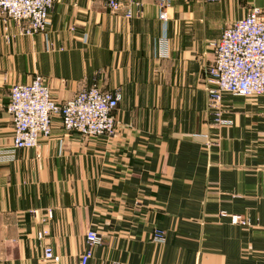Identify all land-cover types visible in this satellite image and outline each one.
Listing matches in <instances>:
<instances>
[{"label":"crops","instance_id":"obj_1","mask_svg":"<svg viewBox=\"0 0 264 264\" xmlns=\"http://www.w3.org/2000/svg\"><path fill=\"white\" fill-rule=\"evenodd\" d=\"M123 2L55 0L46 35L0 18V264H80L89 230L101 238L89 264H264V97L224 94L233 124L217 126L206 92L211 44L264 0ZM36 76L59 103L96 81L119 90L115 134L55 118L37 149L10 153V88Z\"/></svg>","mask_w":264,"mask_h":264},{"label":"built area","instance_id":"obj_2","mask_svg":"<svg viewBox=\"0 0 264 264\" xmlns=\"http://www.w3.org/2000/svg\"><path fill=\"white\" fill-rule=\"evenodd\" d=\"M111 12H119L124 0H101ZM212 1V0H209ZM55 0H0V18L5 27L8 23L23 26L25 35H46L51 27L50 13ZM167 4H160L159 19L167 28ZM127 17L132 13L127 10ZM213 64L207 72L206 91L209 98L211 120L217 126L233 123L223 114V96L235 98L264 97V10L252 7L245 16L235 20L211 44ZM122 101L119 90H102L95 82L81 90L73 98L58 104L43 78L36 76L29 84H15L10 88L7 113L10 115L14 135L10 153L37 149L42 138L52 134L53 121L60 118L64 130L86 138L113 136L117 129L115 111ZM227 214L224 213L223 217ZM51 218V215H49ZM231 217L235 225H248L240 216ZM153 240L164 243L165 234L156 231ZM87 249L80 257V264H89L94 250L101 244L97 232L86 234ZM43 258L54 261V251L43 247Z\"/></svg>","mask_w":264,"mask_h":264},{"label":"rangeland","instance_id":"obj_3","mask_svg":"<svg viewBox=\"0 0 264 264\" xmlns=\"http://www.w3.org/2000/svg\"><path fill=\"white\" fill-rule=\"evenodd\" d=\"M51 14V13H50ZM51 20V19H50ZM213 64V63H212ZM211 64V65H212ZM210 65V66H211ZM210 66L208 67V69L210 68ZM207 72H208V70H207ZM207 78V77H206ZM44 80V79H43ZM45 82V81H44ZM96 82H98V81H96ZM99 85V84H98ZM100 86V85H99ZM49 89H50V87H49ZM102 90H105V89H103L102 88ZM51 91V90H50ZM207 92V91H206ZM52 94V93H51ZM208 95V94H207ZM52 97H53V95H52ZM54 99V98H53ZM209 99V98H208ZM55 100V99H54ZM56 101V100H55ZM57 102V101H56ZM58 104H63V103H59V102H57ZM56 118H58L59 120H60V118L59 117H56ZM226 118V117H225ZM61 122V121H60ZM210 122H211V124H213L212 123V120L210 119ZM214 125V124H213ZM53 131V130H52ZM110 137H112V136H110ZM224 213L225 214H227L226 212H221L220 214H219V217H221V218H228L229 219V221H230V223L233 225V226H240V227H242V228H256L257 226L255 225V227H254V224H253V222H252V220H251V218H249V216H244V215H237V216H240V217H242L243 219H245L249 224L248 225H246V226H242V225H235V224H233V222H232V219H231V217H227V216H234V215H230V214H227V216L226 217H223V215H224ZM90 231V230H89ZM46 234L44 233L43 234V236H45ZM165 238H166V236H165ZM154 241V240H153ZM155 242V241H154ZM157 243V242H156ZM45 245H47V244H45ZM45 245H43V247L45 246ZM50 246V245H49ZM51 247V246H50ZM53 249V248H52ZM54 251V250H53ZM54 256H55V253H54ZM93 259V258H92ZM43 261L44 262H46V263H51V262H55L56 261V256H55V260L54 261H46V260H44V258H43Z\"/></svg>","mask_w":264,"mask_h":264}]
</instances>
